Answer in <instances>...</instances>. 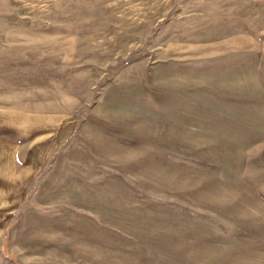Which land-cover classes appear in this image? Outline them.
I'll return each mask as SVG.
<instances>
[{
	"label": "rangeland",
	"instance_id": "1",
	"mask_svg": "<svg viewBox=\"0 0 264 264\" xmlns=\"http://www.w3.org/2000/svg\"><path fill=\"white\" fill-rule=\"evenodd\" d=\"M254 219L264 0H0V264H217Z\"/></svg>",
	"mask_w": 264,
	"mask_h": 264
},
{
	"label": "crops",
	"instance_id": "2",
	"mask_svg": "<svg viewBox=\"0 0 264 264\" xmlns=\"http://www.w3.org/2000/svg\"><path fill=\"white\" fill-rule=\"evenodd\" d=\"M247 221L258 235H220L217 264H264V219Z\"/></svg>",
	"mask_w": 264,
	"mask_h": 264
}]
</instances>
